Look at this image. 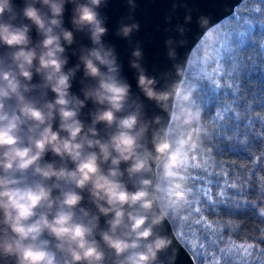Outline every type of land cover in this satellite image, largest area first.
Masks as SVG:
<instances>
[{
    "label": "clouds",
    "instance_id": "obj_1",
    "mask_svg": "<svg viewBox=\"0 0 264 264\" xmlns=\"http://www.w3.org/2000/svg\"><path fill=\"white\" fill-rule=\"evenodd\" d=\"M107 5L0 0V264H160L171 246L156 231L169 211L158 208L151 174L163 162V175L175 177L182 150L159 133L151 148L145 142L151 122L143 119L115 45L105 40ZM133 30L138 24H121L116 35L128 39ZM78 33L90 44L74 48L78 63L67 67ZM132 57L136 87L167 109L173 91L158 89L140 48ZM89 102L90 122L81 118ZM170 196L184 199L179 184Z\"/></svg>",
    "mask_w": 264,
    "mask_h": 264
},
{
    "label": "trees",
    "instance_id": "obj_2",
    "mask_svg": "<svg viewBox=\"0 0 264 264\" xmlns=\"http://www.w3.org/2000/svg\"><path fill=\"white\" fill-rule=\"evenodd\" d=\"M260 7L257 0H244V3L236 10L237 17L231 15L208 31L206 37L200 41L192 53L180 86L183 88V93L177 95L168 130V138L182 150V164L176 170L175 177L163 175V162L158 168L157 195L162 208L169 211V218L176 214L177 221L180 219L182 211L180 208L186 199L184 188L189 163L188 157L194 153L200 143L201 130L198 128L200 117L198 115V118L189 119L191 113H197L194 108L190 107L192 96L194 103L202 105L204 108L201 120L208 125L204 129L205 132L216 127L212 122V117L205 120V115L214 110L222 111L218 107L222 101L231 106L233 111L240 116L236 121L240 132L234 138L230 136L228 140L209 143L206 151L215 154L214 159L209 161V172L223 174L228 171L230 173L231 168L227 166L238 165L239 168H247L249 171L252 168H257V174L264 178V173L261 172V169L264 168V161L260 160L261 156H264V151H262L264 150V135H262L264 122L255 119L258 117L264 121V20L252 11ZM241 13L247 14L241 17ZM236 29L244 31V35L240 36ZM230 32L233 52L229 53V56L231 57L234 53L240 57L239 71L236 77L232 75L234 66L228 68L224 63H221V57L218 55L219 49L216 47L217 44L223 46L227 43L225 36ZM226 72L229 73L227 76ZM212 80L217 81L220 89L211 82ZM186 82L194 89V95L187 88ZM229 85L232 88H229ZM232 91L233 96L231 95ZM186 95L190 96L187 100L184 99ZM254 156L256 160H253ZM199 163L204 164L205 159H200ZM217 164L221 166L217 167ZM239 176L240 173L237 170V179ZM229 179H233L231 175H229ZM175 184L181 186V191L184 194V199L177 202H173L170 196ZM235 199L241 200L242 198L236 196ZM248 199L251 200V204L232 212L221 205L217 209L218 215H211L205 205L204 218L209 224H212L213 231L224 232L235 244L255 243V239L259 235L255 229L264 228V224L256 223L253 220L256 218L257 212L252 204H256L259 197L251 194L245 198V203ZM229 229L231 230L229 231ZM184 230L183 223H179L177 225L178 236ZM212 239L215 240V236ZM258 246L264 248V244ZM205 248L207 249V242H205Z\"/></svg>",
    "mask_w": 264,
    "mask_h": 264
},
{
    "label": "snow or ice",
    "instance_id": "obj_3",
    "mask_svg": "<svg viewBox=\"0 0 264 264\" xmlns=\"http://www.w3.org/2000/svg\"><path fill=\"white\" fill-rule=\"evenodd\" d=\"M243 3L244 0H240V3L233 7L231 15L237 17L236 8ZM257 3L261 7L252 11L264 20V0H257ZM246 14L241 13L240 16L242 17ZM209 21H211V17H209L205 27H201L198 24L200 32L197 43L206 37L208 31L216 27L215 22ZM236 31L240 36L244 35V31L239 29H236ZM225 40L227 43L223 46L216 45L219 49L218 55L221 57V63H224L226 67L233 68L234 66L232 75L236 77L239 71L240 57L234 53L231 57L229 56V53L233 52L231 32L225 36ZM176 63H181L187 67V57L183 60H177ZM228 74L227 72L225 73L226 76ZM165 75L170 77L176 76L175 72L166 73ZM179 79L183 80L184 78L179 77ZM211 82L220 89L216 80H212ZM186 86L194 95V89L190 84L186 82ZM229 88H232V86L229 85ZM222 95H225V93H222ZM231 95L233 96V91ZM190 107L194 108L200 117L198 121V128L201 130L200 143L194 153L188 157L189 163L184 188L186 199L180 208L182 210L180 219L177 221L176 214L174 217H171L170 226L166 233L171 234L173 239H177L180 249L193 261V264H264V248L258 246L264 244V228L255 229L259 234L258 238L255 239V243L245 242L235 244L224 232L213 231L212 224H209L204 218L205 205H207V211L211 215H218L217 209L221 205L229 210V212H232L251 204L250 199L245 203V198H248L251 194H255L259 199L256 204H252V206H255L257 212V216L253 220L256 223L264 224V178L257 174V168H252L249 171L247 168H239L238 165H228L227 167L231 168V172L225 171L223 174L209 172L208 170L209 161H212L215 157L214 153L206 151L209 143L228 140L230 136L234 138L240 132V127L236 123L240 116L233 111L231 106L224 104L222 101L218 106L222 111L216 112L214 110L212 113L205 115V120L211 116L212 122L216 125L209 132H205L204 129L208 125L201 120V113L204 111L203 106L194 103L192 96ZM213 113H215L214 116ZM255 119L264 122L258 117ZM200 159H205V163H199ZM253 160H256L255 156ZM260 160L264 161V156H261ZM220 166L217 164V167ZM237 170L240 173L238 179ZM261 172L264 173V168L261 169ZM229 175L233 179H229ZM236 196H240L242 199L236 200ZM186 216L187 218H185ZM179 223H183L185 230L177 236V225ZM213 236H215V240L212 239ZM250 239L252 238L250 237ZM205 242H207V249L205 248ZM160 259L162 264H177L176 247L170 246L162 253Z\"/></svg>",
    "mask_w": 264,
    "mask_h": 264
},
{
    "label": "water",
    "instance_id": "obj_4",
    "mask_svg": "<svg viewBox=\"0 0 264 264\" xmlns=\"http://www.w3.org/2000/svg\"><path fill=\"white\" fill-rule=\"evenodd\" d=\"M16 3H21V0H16ZM239 3L240 0H108L107 7L102 8V14L108 17L109 33L105 40L115 45L120 63L123 65V74L132 84L134 98L143 104V119L151 122L148 140L145 141L149 148L152 147L150 140L153 133H159L168 138L169 125L177 98L174 90L177 86H181L183 80L179 77L184 78L192 53L200 43H197L200 32L198 24L205 27L209 17H211L209 22H215L218 25L231 16L233 7ZM70 16L71 5L68 6L65 15L66 27L68 28L72 27ZM121 24H138V30H133L128 39L118 37L116 30ZM169 38H172L173 42L171 45L166 46L165 42ZM33 39H37L35 32H33ZM180 41H183L182 46ZM82 44L88 45L90 41L86 36L78 33L76 44L68 49L67 54L70 60L67 67H73L78 63V57L72 55V51ZM135 48L142 50L143 59L141 63L147 69L148 74L155 76L158 80V89L173 91L175 98L168 101L167 109L162 105H158L155 101L145 98L136 87V72L129 67V61L133 58L132 51ZM171 50H175V56L170 58L168 53ZM185 57H187V67L181 63H176L177 60H183ZM172 72H175V77L165 75ZM82 76L83 72L81 71L77 74V79L73 83L72 91L76 94H80V79ZM53 95L50 93V96ZM81 98L83 97L81 96ZM92 107L91 102H89L88 107L83 110L82 119L90 122L88 113ZM100 127L103 128V125ZM48 159H52L51 154H49ZM159 165H154V171L151 174V178L155 183L154 191L157 198ZM122 167L124 166L122 165ZM158 208L161 211L164 210L159 199ZM169 226L170 218L168 216L163 225L158 227L156 231L171 239V246H175L177 250V264H193V261L180 249L177 239H173L171 234L166 233ZM164 252H161L160 257ZM160 264H162L161 259Z\"/></svg>",
    "mask_w": 264,
    "mask_h": 264
},
{
    "label": "bare ground",
    "instance_id": "obj_5",
    "mask_svg": "<svg viewBox=\"0 0 264 264\" xmlns=\"http://www.w3.org/2000/svg\"><path fill=\"white\" fill-rule=\"evenodd\" d=\"M161 163H162V162H161ZM161 163H160V164H161Z\"/></svg>",
    "mask_w": 264,
    "mask_h": 264
}]
</instances>
